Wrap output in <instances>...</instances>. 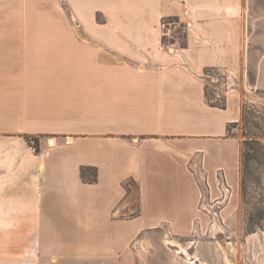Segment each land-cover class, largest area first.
<instances>
[{"label":"crops","instance_id":"0c3cea01","mask_svg":"<svg viewBox=\"0 0 264 264\" xmlns=\"http://www.w3.org/2000/svg\"><path fill=\"white\" fill-rule=\"evenodd\" d=\"M245 1L0 0V264H149L202 194L231 200L239 103L210 107L202 72L246 75Z\"/></svg>","mask_w":264,"mask_h":264},{"label":"rangeland","instance_id":"374dc122","mask_svg":"<svg viewBox=\"0 0 264 264\" xmlns=\"http://www.w3.org/2000/svg\"><path fill=\"white\" fill-rule=\"evenodd\" d=\"M241 15L242 27L246 25L241 70L246 66V75L240 73L233 84L226 69L207 67L202 72L213 103L227 105L228 95L239 103L240 118L227 134L241 145L239 186L230 201L202 194L203 214L189 235L151 237L139 255L149 264H264V0L245 1ZM169 21L162 23L166 46L172 41L179 45L186 25ZM28 141L34 145L37 139Z\"/></svg>","mask_w":264,"mask_h":264},{"label":"trees","instance_id":"16d2710c","mask_svg":"<svg viewBox=\"0 0 264 264\" xmlns=\"http://www.w3.org/2000/svg\"><path fill=\"white\" fill-rule=\"evenodd\" d=\"M164 20H171L169 22H178L179 21V19L177 17H168V18H166ZM185 39H186V35L184 33L183 42L179 44L181 48H184L186 46ZM170 43H174V41H172ZM162 44L166 46V42H165V38L164 37H162ZM204 97H205L206 103L210 107H215V108H219V109H225L226 108V104L225 103H223V104L213 103V101L209 98V96L207 94V90H206L205 87H204ZM234 124H236V123H233V124H230V125L227 126V134L228 135L230 134L229 128H232L234 126ZM34 143H35V151H38L37 142L35 141ZM80 177H81V179L84 182L94 183L97 180L96 179V169L95 168H90V167H82L80 169Z\"/></svg>","mask_w":264,"mask_h":264},{"label":"bare ground","instance_id":"6f19581e","mask_svg":"<svg viewBox=\"0 0 264 264\" xmlns=\"http://www.w3.org/2000/svg\"><path fill=\"white\" fill-rule=\"evenodd\" d=\"M49 144L52 146V145H54V141L53 140H49ZM182 251H183V249H182Z\"/></svg>","mask_w":264,"mask_h":264}]
</instances>
